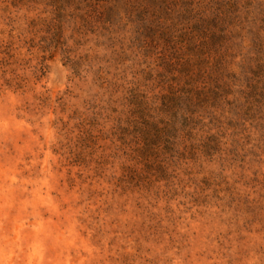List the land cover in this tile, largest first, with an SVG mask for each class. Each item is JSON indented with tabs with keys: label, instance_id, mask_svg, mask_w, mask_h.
Returning <instances> with one entry per match:
<instances>
[{
	"label": "rangeland",
	"instance_id": "1",
	"mask_svg": "<svg viewBox=\"0 0 264 264\" xmlns=\"http://www.w3.org/2000/svg\"><path fill=\"white\" fill-rule=\"evenodd\" d=\"M145 2L0 0L3 264H264V0Z\"/></svg>",
	"mask_w": 264,
	"mask_h": 264
},
{
	"label": "trees",
	"instance_id": "2",
	"mask_svg": "<svg viewBox=\"0 0 264 264\" xmlns=\"http://www.w3.org/2000/svg\"><path fill=\"white\" fill-rule=\"evenodd\" d=\"M144 1H146V2H145V4H143V6L147 5V6H151V7H158V6L162 7V5H163L162 9L164 8L166 10L169 7L177 8L178 15H180V14L182 15L180 8H183L184 11L186 13H189V14H191L193 12H195V13L199 12V14H201V15H200V18L197 20H198L200 26L197 25L198 22L195 23V25H194V28L198 29L201 26L204 27L207 23H211V21L213 22V21H218V20L222 19V17H223L222 13L224 11L221 9L223 7L224 1H226V0H211V2L209 4L207 3L205 7L209 6L210 9H212V14L209 17L203 16L202 15L203 12L201 11V9L195 10L196 7L193 5L194 0H179V1L174 0V2H173V0H144ZM166 7H168V8H166ZM196 11H198V12H196Z\"/></svg>",
	"mask_w": 264,
	"mask_h": 264
},
{
	"label": "clouds",
	"instance_id": "3",
	"mask_svg": "<svg viewBox=\"0 0 264 264\" xmlns=\"http://www.w3.org/2000/svg\"><path fill=\"white\" fill-rule=\"evenodd\" d=\"M47 199V198H45ZM35 207V204L33 205ZM41 207L44 209V212L43 213H38V214H44V213H47L49 211L51 212H55L57 211V207L56 205H52L51 208H47V207H44V205L42 204ZM49 222H51V217L48 218ZM0 227H2V224H0ZM0 264H3V260L0 259ZM28 264H33V262L31 260H29ZM36 264H39V261L36 262Z\"/></svg>",
	"mask_w": 264,
	"mask_h": 264
}]
</instances>
